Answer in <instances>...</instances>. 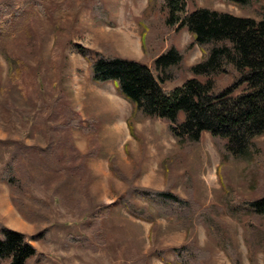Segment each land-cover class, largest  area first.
<instances>
[{"label":"rangeland","instance_id":"1","mask_svg":"<svg viewBox=\"0 0 264 264\" xmlns=\"http://www.w3.org/2000/svg\"><path fill=\"white\" fill-rule=\"evenodd\" d=\"M105 2L114 24L94 21L83 0H67L64 38L55 51L59 14L54 9L63 0L50 1L47 15L39 13L31 20L32 42L24 30L19 32L10 49L28 64V97L7 81L8 62L0 52V228L18 229L36 246L37 253L26 264H177L173 248L189 243L197 252L193 264H235L202 219L201 213H207L217 221L233 256L242 264H264V247L253 242L257 235L247 238L248 215L235 217L221 200L222 154L211 133L203 131L199 142L185 146L167 120L151 116L132 119L129 130L131 102L113 81L93 82L89 62L76 47L80 42L103 50L110 44L117 54L152 66L155 55L169 45L184 48L191 32L166 24L157 14L148 21L143 41L140 20L149 0ZM195 4L242 15L255 12L254 7L248 10L223 0ZM195 4L190 2L188 8ZM187 52V64L201 57L197 44ZM178 72L179 78L163 83L166 89L192 75L183 67ZM57 136L72 138L83 153L75 158L69 143L57 155L48 153L44 148H52ZM259 139L262 152L255 165L233 161L227 166L229 183L244 198L264 194V135ZM13 154L21 183L15 192L3 177ZM166 186L188 199L183 209L191 218L162 216L134 192L135 187ZM124 198L147 206L155 223L131 214ZM254 223L264 235V217ZM160 250L170 263L160 257Z\"/></svg>","mask_w":264,"mask_h":264},{"label":"trees","instance_id":"2","mask_svg":"<svg viewBox=\"0 0 264 264\" xmlns=\"http://www.w3.org/2000/svg\"><path fill=\"white\" fill-rule=\"evenodd\" d=\"M50 1L0 0V52L8 62L7 81L15 83L26 97L29 95L26 77L28 64L11 52L10 44L22 30L30 42L34 40L31 20L39 13L47 15ZM83 1L90 6L94 21L114 24L105 0ZM223 1L248 10L254 7L255 12L236 14L209 5H196V0H149L144 17L140 20L143 41L149 30L148 21L152 22L157 14L164 16L166 24L178 29L186 28L192 34V40L184 48L171 44L157 53L152 66L139 59L117 54L110 44L103 50H94L80 42H76V47L89 62L91 80L97 84L113 81L118 93L131 102L133 109L127 119L131 131L132 119L151 116L167 120L176 140L185 146L199 142L203 131L211 133L222 154L218 166L223 189L221 200L235 217L248 215L247 238L257 235L253 242H259L264 247V235L254 223L258 216L264 217V194L256 198L241 197L236 194L226 174L229 163L245 161L249 167L257 163L262 152L259 138L264 135V1ZM66 2L63 0L54 9L59 14L55 22L54 51L64 38L61 31L67 20ZM190 2L195 4L192 9L188 8ZM196 44L201 48V57L187 64V51ZM181 67L192 75L173 88L166 89L163 83L179 78L178 69ZM181 112L184 113L183 118L180 117ZM53 141L52 148H44L48 153H61L65 143L71 144L75 158L83 153L72 138L67 141L57 136ZM17 160L13 154L3 170V177L12 192L21 189L16 174ZM115 170L120 176L123 174ZM134 192L153 204L162 216L173 215L184 220L191 218L190 212L186 213L183 209L188 199L168 186L162 189L135 187ZM12 199L17 203L15 195ZM123 203L131 214L155 223V217L147 206L138 205L128 198H124ZM201 217L234 263L242 264L239 258L233 256L229 243L223 242L217 221L207 213H201ZM195 248L191 243L174 247L175 262L195 263ZM36 253V246L24 232L7 225L1 226V261L26 264ZM159 255L170 263L163 251L160 250Z\"/></svg>","mask_w":264,"mask_h":264},{"label":"crops","instance_id":"3","mask_svg":"<svg viewBox=\"0 0 264 264\" xmlns=\"http://www.w3.org/2000/svg\"><path fill=\"white\" fill-rule=\"evenodd\" d=\"M130 130V129H129ZM130 133H131V131H130Z\"/></svg>","mask_w":264,"mask_h":264}]
</instances>
